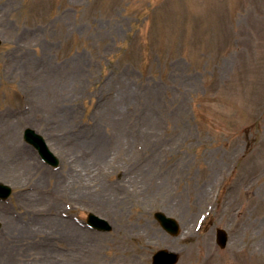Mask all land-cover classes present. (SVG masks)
<instances>
[{"label": "rangeland", "instance_id": "374dc122", "mask_svg": "<svg viewBox=\"0 0 264 264\" xmlns=\"http://www.w3.org/2000/svg\"><path fill=\"white\" fill-rule=\"evenodd\" d=\"M0 42V264H264V0H0Z\"/></svg>", "mask_w": 264, "mask_h": 264}, {"label": "water", "instance_id": "95a60500", "mask_svg": "<svg viewBox=\"0 0 264 264\" xmlns=\"http://www.w3.org/2000/svg\"><path fill=\"white\" fill-rule=\"evenodd\" d=\"M26 134H27V136H31L32 138H34V136H35V135H34L32 132H30V131H26ZM35 143H37V142H35ZM155 217H156V219L159 220L160 222H161V221H162V222H165V221H164V218L161 217L160 214H155ZM92 221H94V222H93V225H95L96 227H99V228H102V229L105 228V227H103L104 224L102 225L97 219H93V218H92ZM162 222H161V223H162ZM166 223H167V226H168V227L166 228L167 231H169L172 235H176L177 232H178V229H177L175 223H174L173 221H171V222L166 221ZM104 226H105V225H104ZM221 242H222V239H221ZM165 253H166V252L162 251V252L156 254L155 257H154V262H153V264H160V263H158V257H161V256H162V259H165V258H166ZM176 260H177V257H176L175 255L169 256V257L166 259V261L168 262V263H166V264H174V263L176 262Z\"/></svg>", "mask_w": 264, "mask_h": 264}, {"label": "bare ground", "instance_id": "6f19581e", "mask_svg": "<svg viewBox=\"0 0 264 264\" xmlns=\"http://www.w3.org/2000/svg\"><path fill=\"white\" fill-rule=\"evenodd\" d=\"M17 155H19V153H17ZM21 155V154H20ZM21 158H24L23 156ZM133 264V263H132Z\"/></svg>", "mask_w": 264, "mask_h": 264}]
</instances>
